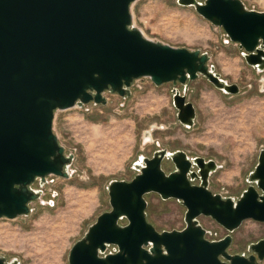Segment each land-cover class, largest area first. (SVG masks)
Listing matches in <instances>:
<instances>
[{
  "label": "water",
  "instance_id": "obj_1",
  "mask_svg": "<svg viewBox=\"0 0 264 264\" xmlns=\"http://www.w3.org/2000/svg\"><path fill=\"white\" fill-rule=\"evenodd\" d=\"M136 0H0V218L31 212L51 175L69 178L73 153L54 132L58 110L91 102L107 104L105 92L131 94L132 83L149 78L173 83L177 118L193 126L196 107L187 99L189 83L205 76L216 88L237 94L200 50L147 38L132 24ZM193 6L239 45L248 65L264 70V11L242 0H178ZM164 159L175 169L166 172ZM131 180H112L111 209L103 212L70 249L69 264H262L264 237L252 253H231L232 233L244 221L264 222V149L238 199L209 188L218 169L213 159L190 158L183 150H156L134 163ZM195 181H198L197 183ZM177 199L185 207L182 229L158 230L147 219L146 195ZM215 220L226 234L209 239L200 222ZM115 246L114 252L109 247ZM16 261V262H14ZM0 256V264H17Z\"/></svg>",
  "mask_w": 264,
  "mask_h": 264
},
{
  "label": "rangeland",
  "instance_id": "obj_2",
  "mask_svg": "<svg viewBox=\"0 0 264 264\" xmlns=\"http://www.w3.org/2000/svg\"><path fill=\"white\" fill-rule=\"evenodd\" d=\"M242 1L249 9L264 11V0ZM131 11L132 24L147 38L207 52L215 71L238 84L240 92L226 93L202 75L191 81L187 99L196 107L193 126L178 120L173 103L175 87L183 86H157L149 78L135 80L126 97L105 92V105L91 102L56 111L54 132L66 153L74 154L70 177L51 175L43 185L37 180L32 187L42 195L31 202V212L0 218V256L8 261L69 264L71 247L111 209L109 183L131 180L138 173L134 163L158 149L215 160L219 167L209 188L224 197L236 200L251 184L249 175L264 149V70L248 65L239 45L193 6L178 0H136ZM163 168L169 173L175 166L164 159ZM146 199L147 219L158 230L185 226L186 207L179 200H164L153 192ZM200 222L211 239L227 233L210 217L201 216ZM232 236L230 252L248 255L250 245L264 237V222L248 219Z\"/></svg>",
  "mask_w": 264,
  "mask_h": 264
},
{
  "label": "built area",
  "instance_id": "obj_3",
  "mask_svg": "<svg viewBox=\"0 0 264 264\" xmlns=\"http://www.w3.org/2000/svg\"><path fill=\"white\" fill-rule=\"evenodd\" d=\"M209 234V233H208ZM208 234H207V237L209 238V236H208ZM209 239H211V238H209ZM219 239V238H218ZM116 250V248H115V246H110L109 247V252H114Z\"/></svg>",
  "mask_w": 264,
  "mask_h": 264
},
{
  "label": "bare ground",
  "instance_id": "obj_4",
  "mask_svg": "<svg viewBox=\"0 0 264 264\" xmlns=\"http://www.w3.org/2000/svg\"><path fill=\"white\" fill-rule=\"evenodd\" d=\"M151 140V134L146 135V142Z\"/></svg>",
  "mask_w": 264,
  "mask_h": 264
},
{
  "label": "flooded vegetation",
  "instance_id": "obj_5",
  "mask_svg": "<svg viewBox=\"0 0 264 264\" xmlns=\"http://www.w3.org/2000/svg\"><path fill=\"white\" fill-rule=\"evenodd\" d=\"M14 262H16V261H14Z\"/></svg>",
  "mask_w": 264,
  "mask_h": 264
}]
</instances>
